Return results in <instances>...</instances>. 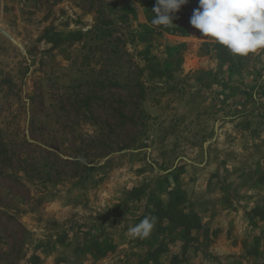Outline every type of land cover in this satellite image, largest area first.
<instances>
[{
  "label": "rangeland",
  "instance_id": "1",
  "mask_svg": "<svg viewBox=\"0 0 264 264\" xmlns=\"http://www.w3.org/2000/svg\"><path fill=\"white\" fill-rule=\"evenodd\" d=\"M155 2L0 0V264H264V51Z\"/></svg>",
  "mask_w": 264,
  "mask_h": 264
},
{
  "label": "clouds",
  "instance_id": "2",
  "mask_svg": "<svg viewBox=\"0 0 264 264\" xmlns=\"http://www.w3.org/2000/svg\"><path fill=\"white\" fill-rule=\"evenodd\" d=\"M187 3L188 0H156L152 24H173L175 13ZM189 23L202 38H210L234 56L264 51V0H198ZM155 222V217L145 216L129 232L147 237Z\"/></svg>",
  "mask_w": 264,
  "mask_h": 264
},
{
  "label": "trees",
  "instance_id": "3",
  "mask_svg": "<svg viewBox=\"0 0 264 264\" xmlns=\"http://www.w3.org/2000/svg\"><path fill=\"white\" fill-rule=\"evenodd\" d=\"M144 62V66L142 67V70H147L149 72V77H159L162 75V71L158 69V64L154 61H151L149 57H143L142 58Z\"/></svg>",
  "mask_w": 264,
  "mask_h": 264
},
{
  "label": "crops",
  "instance_id": "4",
  "mask_svg": "<svg viewBox=\"0 0 264 264\" xmlns=\"http://www.w3.org/2000/svg\"><path fill=\"white\" fill-rule=\"evenodd\" d=\"M193 12H191V14H192ZM201 35V34H200ZM201 37H202V35H201Z\"/></svg>",
  "mask_w": 264,
  "mask_h": 264
}]
</instances>
